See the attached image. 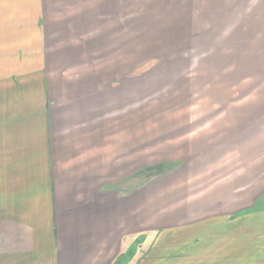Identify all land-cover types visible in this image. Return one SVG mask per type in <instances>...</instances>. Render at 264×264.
I'll return each instance as SVG.
<instances>
[{
	"label": "rangeland",
	"instance_id": "374dc122",
	"mask_svg": "<svg viewBox=\"0 0 264 264\" xmlns=\"http://www.w3.org/2000/svg\"><path fill=\"white\" fill-rule=\"evenodd\" d=\"M91 7L92 21L66 38L54 24L36 51H69L91 77L84 116L66 92L47 103L61 130L109 141L107 176L89 189L119 205L114 264H264V0ZM53 66L46 76L69 75Z\"/></svg>",
	"mask_w": 264,
	"mask_h": 264
},
{
	"label": "crops",
	"instance_id": "0c3cea01",
	"mask_svg": "<svg viewBox=\"0 0 264 264\" xmlns=\"http://www.w3.org/2000/svg\"><path fill=\"white\" fill-rule=\"evenodd\" d=\"M101 1L0 0V264H114L125 247L115 196L89 189L107 176L109 141L86 137L85 124L61 130L47 103L66 92L68 112L84 116L91 77L69 51L51 62L36 51L54 24L66 38ZM60 62L69 75L46 76Z\"/></svg>",
	"mask_w": 264,
	"mask_h": 264
}]
</instances>
